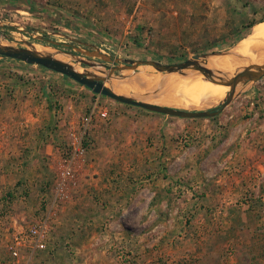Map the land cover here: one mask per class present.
Segmentation results:
<instances>
[{"label":"rangeland","instance_id":"rangeland-1","mask_svg":"<svg viewBox=\"0 0 264 264\" xmlns=\"http://www.w3.org/2000/svg\"><path fill=\"white\" fill-rule=\"evenodd\" d=\"M261 20L264 0H0V41L54 47L108 71L113 63L81 50L174 63L231 49ZM0 69L18 79L48 76L53 94L82 102L76 123L57 118L51 130L61 137L59 156L44 179L0 188V264H13L8 243L50 210L46 247L21 250L18 264H264V76L212 117L169 116L100 95L109 117L91 122L86 152L59 193L62 155L96 94L43 66L0 57ZM159 73L146 66L116 70L111 84L184 108L171 103L166 85L157 87ZM10 127L1 122L0 134L7 137ZM8 160L0 152V167ZM74 199L96 217L83 219Z\"/></svg>","mask_w":264,"mask_h":264},{"label":"crops","instance_id":"crops-1","mask_svg":"<svg viewBox=\"0 0 264 264\" xmlns=\"http://www.w3.org/2000/svg\"><path fill=\"white\" fill-rule=\"evenodd\" d=\"M10 65L17 66L15 63ZM9 74L5 69H0V123L12 126L7 137L5 131V134H0V152L7 154L10 163L0 167V188L5 182H13V185L19 183L20 186L26 182L27 186L34 187L44 179L47 166L52 164L50 161H58V147L55 145L61 137L51 132L57 118L61 125L66 121L76 123L82 102L76 104L70 98L62 99L55 91L53 94L48 76L29 72L30 77L25 75V80ZM55 100L63 106L57 109ZM4 170L17 174L6 176ZM72 202L78 203L76 206L80 207L83 219H87L86 216L88 219L96 217L91 215L95 211L89 214L85 211L79 199Z\"/></svg>","mask_w":264,"mask_h":264},{"label":"water","instance_id":"water-1","mask_svg":"<svg viewBox=\"0 0 264 264\" xmlns=\"http://www.w3.org/2000/svg\"><path fill=\"white\" fill-rule=\"evenodd\" d=\"M1 27V26H0ZM1 35V33H0ZM1 42V41H0ZM4 43V42H2ZM34 44L27 43L25 47H16L9 43L0 44V57L22 61L30 65H39L54 72H58L66 77L73 79L79 84L87 87L93 93L109 97L120 103L134 105L149 111L162 113L169 116L180 118H201L212 117L217 115L226 106H228L235 98L238 89L244 90L247 86H251L264 76V62L262 64H247L237 69L233 74L226 78H220L214 75V72L204 65L203 60L211 55L220 54L229 51H213L203 54H193L192 56L180 62L161 63L154 60H132L126 58H115L110 55L100 53L97 49L94 51H82L85 55L97 57L104 61L113 63L109 70L104 69V65L97 61L84 59L79 55L61 49H53L69 56V62L62 61L53 57L51 54H39L34 48ZM243 58V57H239ZM203 59V60H202ZM80 64V66H78ZM79 67L82 71H77L74 67ZM83 66H88L94 71L100 72L99 75ZM140 66H146L155 69L162 74L178 73L183 74L186 69L195 70L202 74L205 79L213 83L229 86L225 97L216 102V104L206 110L197 108H180L176 106L163 105L145 101L132 95L117 92L111 84L113 72L116 70L130 69L134 73ZM159 87L161 83L157 84Z\"/></svg>","mask_w":264,"mask_h":264},{"label":"bare ground","instance_id":"bare-ground-1","mask_svg":"<svg viewBox=\"0 0 264 264\" xmlns=\"http://www.w3.org/2000/svg\"><path fill=\"white\" fill-rule=\"evenodd\" d=\"M0 44L5 45L2 42ZM33 48L39 54H46L47 52L62 54L64 55L63 58H55L69 62L67 54L60 53L53 48L40 45H33ZM203 62L206 67L214 72V75L220 78H226L244 65L262 64L264 62V20L255 23L249 34L240 39L229 51L211 55L205 58ZM74 68L77 71H82L79 67L75 66ZM155 79L158 84L166 85L167 90L164 94L170 98L171 103L181 105L184 108L203 107L211 102L214 104L223 99L229 90V86L213 83L205 79L202 74L191 69L184 70L183 74L170 73L164 75L159 73ZM114 89L120 93L117 88L114 87Z\"/></svg>","mask_w":264,"mask_h":264},{"label":"built area","instance_id":"built-area-1","mask_svg":"<svg viewBox=\"0 0 264 264\" xmlns=\"http://www.w3.org/2000/svg\"><path fill=\"white\" fill-rule=\"evenodd\" d=\"M95 117L103 119L109 117V108L100 104L99 94H96L93 104L82 117L80 124L82 131L78 135L71 134L70 147L62 155L56 183L57 189L60 190L59 193L63 192L68 183L74 178L75 167L86 152L83 145L84 134L90 128V124ZM51 217L52 212L50 210L43 216L35 219L27 227L25 232L20 231L14 235L13 239L7 245L11 257L14 259L13 264H18L21 257V250L35 252L43 250L46 247L50 234Z\"/></svg>","mask_w":264,"mask_h":264},{"label":"trees","instance_id":"trees-1","mask_svg":"<svg viewBox=\"0 0 264 264\" xmlns=\"http://www.w3.org/2000/svg\"><path fill=\"white\" fill-rule=\"evenodd\" d=\"M261 21H263V20H261ZM261 21H259V22H261ZM84 144L86 145V144H87V142H84Z\"/></svg>","mask_w":264,"mask_h":264}]
</instances>
